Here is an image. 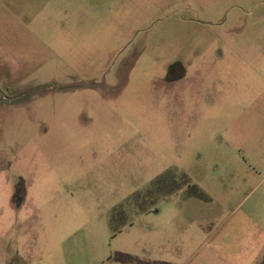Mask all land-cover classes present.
I'll return each instance as SVG.
<instances>
[{"label":"rangeland","instance_id":"1","mask_svg":"<svg viewBox=\"0 0 264 264\" xmlns=\"http://www.w3.org/2000/svg\"><path fill=\"white\" fill-rule=\"evenodd\" d=\"M1 238L264 264V0H0Z\"/></svg>","mask_w":264,"mask_h":264},{"label":"trees","instance_id":"2","mask_svg":"<svg viewBox=\"0 0 264 264\" xmlns=\"http://www.w3.org/2000/svg\"><path fill=\"white\" fill-rule=\"evenodd\" d=\"M113 260L120 262L121 264H156V263H146L141 260H136L128 255L116 253L112 258Z\"/></svg>","mask_w":264,"mask_h":264},{"label":"crops","instance_id":"3","mask_svg":"<svg viewBox=\"0 0 264 264\" xmlns=\"http://www.w3.org/2000/svg\"><path fill=\"white\" fill-rule=\"evenodd\" d=\"M3 239H0V264H5V255H8L4 249ZM4 258V259H3ZM8 264V263H7ZM40 264V263H39ZM99 264H121L113 259L102 260Z\"/></svg>","mask_w":264,"mask_h":264}]
</instances>
